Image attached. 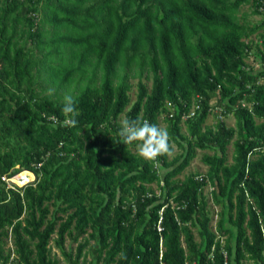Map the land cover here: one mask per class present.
<instances>
[{"label": "trees", "instance_id": "1", "mask_svg": "<svg viewBox=\"0 0 264 264\" xmlns=\"http://www.w3.org/2000/svg\"><path fill=\"white\" fill-rule=\"evenodd\" d=\"M138 117L179 153L123 144ZM197 151L207 171L180 179ZM16 167L34 182L8 187ZM248 263L264 264V0H0V264Z\"/></svg>", "mask_w": 264, "mask_h": 264}, {"label": "clouds", "instance_id": "2", "mask_svg": "<svg viewBox=\"0 0 264 264\" xmlns=\"http://www.w3.org/2000/svg\"><path fill=\"white\" fill-rule=\"evenodd\" d=\"M258 63L257 66L253 68H257ZM53 94L54 89L49 88L47 90V95L52 96ZM62 103L63 107L61 111L65 116L64 124L68 127H76L78 121L75 118L77 112L75 107L76 101L73 95L71 93H66L63 96ZM49 119L55 120V117H49ZM117 135L123 144L135 145L137 154L145 160L151 161L163 155H167L169 157L173 155V146L170 143V137L167 130L157 124L150 123L148 120H141L139 117L136 119L123 118L120 120ZM16 169L19 170V167H16ZM22 171H24V173H31L26 170H19V172L13 176L21 175ZM31 174L34 175L33 173ZM24 179H28V177L24 175L20 180L23 182ZM20 180L18 177L16 179V184L13 187L22 188L31 184L30 182H27L21 187L17 186V183Z\"/></svg>", "mask_w": 264, "mask_h": 264}, {"label": "rangeland", "instance_id": "3", "mask_svg": "<svg viewBox=\"0 0 264 264\" xmlns=\"http://www.w3.org/2000/svg\"><path fill=\"white\" fill-rule=\"evenodd\" d=\"M242 12L248 14V18H247V19H248L249 24H255V23H257V22L260 21V18H261V17H258V16H252V15L250 14L251 11H250V9H249L248 7H246V6L243 7V8H242ZM252 38H253V40L256 39L254 36H253ZM246 62H247L250 66H252V67H256V66H257V63H258V61L255 60V58H253L252 56H251V58H248V59L246 60ZM136 81H137V80H134V82H136ZM148 84L150 85V82H148ZM135 95H136V90L133 89V91H132V93H131V100H132V101L135 100ZM211 104H214V105H215V101H212ZM213 112H214V114H220V113H221L220 109H218V108H215ZM214 114H212V115H210V116L208 117V119H207V121H206V125H207V126L214 127V125H215V123H216V118L214 117ZM222 120H224L225 124H226L227 126H229V127H234V126H235V121H234V118H233L232 116H228L226 119H222ZM159 126H161L162 128H165V127H166V124H165L162 120H160V124H159ZM173 151H174L173 154H177V153H179L178 149H177L175 146H173ZM232 152H233V147H232V146H229L228 151H227V154H228V162H229V163L232 162ZM208 153H209V152H208ZM204 154H205V152L197 151V156H196V158L192 161V163L190 164V166H189L187 169H185V170L183 171V173L179 176V178L182 179L184 176L189 175V174H191V173H200V174H204V173L207 171V167L204 166V164H203L202 161H201V158H202V156H203ZM23 174H24L25 176H27L28 179H24L23 183H21V184L17 183L18 186L21 187L22 185H24V184L27 183V182L33 183V181L35 180V176H34V175H32V174L29 173V172H25V173H24V171H22V172H21V175L24 176ZM21 175H20V176H21ZM22 176H21V177H22ZM15 182H16V179H15ZM153 188H155V186H153ZM209 190H210L209 187L205 188L204 193H205V194H208V193H209ZM209 205H210V208L214 211V213L219 211V208L213 206V205L211 204V202H209ZM216 220H217V216L214 215V216H213V221H212V223H211V226H212V227L215 226V222H216ZM10 246H11V245L9 244L8 247H10ZM66 247H67V248H69V247L74 248V246H73V245H69L68 242L66 243ZM54 252L58 255V251H57V250H54ZM248 264H250V263H248Z\"/></svg>", "mask_w": 264, "mask_h": 264}, {"label": "built area", "instance_id": "4", "mask_svg": "<svg viewBox=\"0 0 264 264\" xmlns=\"http://www.w3.org/2000/svg\"><path fill=\"white\" fill-rule=\"evenodd\" d=\"M17 178H18V176H11V177L3 176V177H1V180L3 182H5L8 187L13 188V186L16 184L15 179H17ZM158 230L160 231L161 228H158Z\"/></svg>", "mask_w": 264, "mask_h": 264}, {"label": "bare ground", "instance_id": "5", "mask_svg": "<svg viewBox=\"0 0 264 264\" xmlns=\"http://www.w3.org/2000/svg\"><path fill=\"white\" fill-rule=\"evenodd\" d=\"M22 176V175H21ZM20 175L18 176L19 177V180L21 179V178H23V176L21 177ZM18 183L19 184H21V183H23L21 180L20 181H18Z\"/></svg>", "mask_w": 264, "mask_h": 264}]
</instances>
